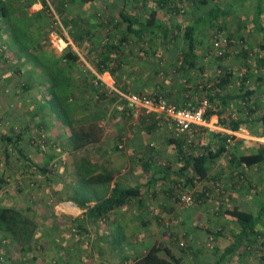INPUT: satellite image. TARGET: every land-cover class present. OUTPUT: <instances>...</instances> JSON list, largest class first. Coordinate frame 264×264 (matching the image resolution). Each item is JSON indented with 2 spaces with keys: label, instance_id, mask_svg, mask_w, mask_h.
Instances as JSON below:
<instances>
[{
  "label": "rangeland",
  "instance_id": "rangeland-1",
  "mask_svg": "<svg viewBox=\"0 0 264 264\" xmlns=\"http://www.w3.org/2000/svg\"><path fill=\"white\" fill-rule=\"evenodd\" d=\"M159 1L0 0V175L4 180L0 190H6L0 193V196L12 190L7 186L22 187L23 189L17 190L20 193L28 189L44 194L49 191V187L56 185L61 196L70 195L76 198L88 193L93 197L94 190L103 191L101 185L90 182L88 184L78 174V170L86 166V163L93 166L92 174L109 173L112 178L119 179L122 174L124 176L129 173V171L123 172L132 162L128 155V147L152 148L162 143H169L175 149V141H180L185 148L191 149L184 151V155L191 157L207 154L211 150L208 149L210 145L216 144L218 147L221 145L220 139L215 137L216 134L221 133L216 130L196 134V137L186 141L168 123L159 125L144 122L140 116L130 113V116H127L124 113L126 111L124 106H120V111H117L119 106L110 101V98L107 99L108 94L113 92L112 88L111 92L108 88L110 90V86L113 85L108 77H103L104 73L109 72L112 76L114 71H122L121 69L126 71L132 66L130 58L133 50H136L133 58L144 57L139 55V52L146 51L139 49L142 45L154 49L155 52L146 59L149 61L152 59L154 64H157L156 68H164L165 51L173 45L170 37L166 39L159 33L143 41L136 40L135 43L133 42L135 39L131 37L123 40L126 25L120 17L121 11L142 21L151 11H155L156 19L163 21L164 24L171 22L184 28L199 15L207 13L211 7L210 2L217 0H167L166 6L163 7L160 6ZM221 20L222 18L219 21ZM221 24L216 25L214 22L205 31L197 30L195 33L196 50H199V46L203 50H208L205 57L211 56L212 42L218 36L225 37L229 41L225 50H230L232 46H243L242 41L225 33L220 27ZM178 39L176 46L181 47L177 50H187L183 37L180 36ZM119 46L124 48L123 55L119 53ZM70 50L78 56V59L74 62L63 61L62 55ZM106 50H114L115 57L111 55L112 61L106 62L104 65L107 68L101 72ZM224 56L221 59H225ZM183 61V56L178 55L175 65L169 71L158 72V80L168 75L175 76L180 71L182 74ZM179 62L181 63L176 66ZM251 75L255 76L253 73ZM218 76H212L213 80L220 78L222 72ZM198 77L192 81V85H196L194 91L199 90L203 97L204 85L208 83L203 81L202 76ZM153 93V95L166 96L156 91ZM102 94H107L106 99L101 97H104ZM248 106L244 104L239 106V109L241 111L246 108L247 112ZM240 111L238 110L237 113ZM261 113L262 111H258V114ZM90 120L98 122L103 128V139L100 143L77 148V137L73 135V130ZM229 137L224 141L225 148L227 145L225 151L227 156H221L211 162L214 163L215 168L228 166L227 161L234 144V138L227 142ZM120 145L123 148L120 149ZM101 160V164L98 165L96 162ZM234 172L236 177L244 174L245 171L235 168L230 175ZM245 174L248 176L249 172ZM193 176L192 173L187 172L183 178L170 181L169 188L161 191L170 192V196L177 201L180 188L190 191L195 198L193 205L205 207L208 198L205 196H208L209 192L214 200L216 193L213 186L216 180L212 178L194 183ZM232 178L229 177L230 183L228 181L227 185L220 180L218 183H222L227 188L230 185L234 188L239 187ZM56 179L61 181L56 183ZM18 181L22 185H19ZM108 186L109 184L104 190L105 193L111 190ZM223 186L219 195L223 190L229 192ZM71 211L76 213L78 209L72 206ZM26 214L32 219L35 218L32 211ZM65 215L69 216V214ZM75 217L77 216L73 214V219ZM41 233L42 236L46 234ZM68 233L66 232L67 238L71 237L72 240L70 239L67 249L78 252L80 256L82 249L74 236L79 233L75 230L72 231V236ZM209 234L215 235L216 232L212 231ZM254 237V243L248 247L247 252L251 256H262L264 231L256 232ZM2 238L5 237L0 234V240H3ZM34 242L32 241L30 249L26 251H20V248L14 245L7 246V251L1 249L0 264H7L8 259L13 261L14 257L12 255L11 259L10 255L14 253L19 255V252L29 254L30 259L36 258V249L40 243L36 239ZM259 242L261 248L257 249ZM40 249L42 254H45L46 247L43 250L41 246Z\"/></svg>",
  "mask_w": 264,
  "mask_h": 264
},
{
  "label": "crops",
  "instance_id": "crops-1",
  "mask_svg": "<svg viewBox=\"0 0 264 264\" xmlns=\"http://www.w3.org/2000/svg\"><path fill=\"white\" fill-rule=\"evenodd\" d=\"M217 1L210 2L211 7L208 12H218L220 15L215 19H210V23L199 27L198 31H205L214 22L216 25L223 23L220 27L230 37L242 41V48L232 46L230 50H226L225 59L216 60L211 56L205 57L208 50H203L199 46V50H195L193 66L190 67L188 63H183L182 74L180 71L175 76L168 75L158 80V72L169 71L175 65L177 56L187 53L188 50H177L181 47L176 46V39L180 36L175 39L170 38L173 45L165 51L166 58L163 62L165 67L158 69L152 59L150 61L146 59L155 53L154 49L142 47V45L139 49L146 51L139 52V55H144V57L133 58L136 54V50H133L132 58H130L132 66L126 71L123 69L114 71L112 76L109 72L103 74V77H108L113 85L110 86V90L108 88L109 92L112 89L113 92L108 94L107 99L110 98V101L119 106L117 111H120V106H124L126 109L124 113L127 116L133 114L127 109L126 102L119 93L152 96L154 91L165 94L167 96L165 97L179 108H190L196 105L197 99L201 96L199 90L193 92L197 87L192 85V81L199 78L198 76H202L203 81L208 83L202 93L210 99L213 98L212 102L215 103L209 107V111L212 110V107L215 110L221 109L220 98H231L229 105L224 109L225 113L230 114L229 118L233 120L244 119L246 108L237 113L234 111V107L238 105L241 107L243 104L248 106L249 101L248 103L244 101L241 104L238 102V98L243 94L242 90L245 88L244 90H255L257 94L251 96V99L261 101L259 109L263 112L264 0ZM208 12L199 15L198 18L207 16ZM221 18L222 20L219 21ZM156 22H160L164 27L168 26V23L164 24L161 20L157 19ZM149 36L151 35L147 34L138 38L135 35H129L128 38H134V42L136 40L143 41ZM181 45H183L182 42ZM121 47L119 46V53L123 55L124 48ZM128 49L130 50V48ZM112 56L115 57V54ZM163 63L161 62V65ZM180 63H177L176 66ZM217 70L222 72V78L224 74L226 75V85L213 88L214 82L218 79L213 80L212 76L217 77L219 72ZM202 72H204L203 75H201ZM251 73L255 76H252ZM102 95H104V97L100 95L102 98L107 96V94ZM226 116L224 115L225 118ZM141 118L144 122H156L153 115H145ZM256 118L257 116L254 115L252 117L254 121L243 124L236 131L221 125L220 118L216 113L211 115L207 121L213 124V129H220L218 132L222 135L227 137L230 136L229 133L236 135L233 137L234 144L230 151V157L238 159L255 155L259 146L264 145V126ZM210 131L212 130L208 129L207 133ZM202 132L206 131L200 130L197 135ZM128 148V155L132 162L123 172L129 171V173L127 172L124 176L122 174L119 179L113 178L108 187L113 189L119 185L126 189L138 188V195L128 198L121 206L110 211L103 220L89 216L88 209L96 203V200L92 199L88 193L75 198L70 195L61 196L56 185L49 187V191L44 194L28 189L20 193L17 190L23 189L22 187L7 186L12 190L0 196V206L14 208L25 214L32 211L37 231L35 239L40 245L36 249V258L30 259L29 254L19 252V255L11 254L10 257L12 259L13 255L14 260L9 261L8 259L6 263L133 264L135 259L145 255L154 244H161L170 250L173 257L178 260L177 264H264V250L262 256L254 255L255 257L247 252L248 247L254 243V234L260 230L264 231V166L262 164L254 163L246 166L245 163L239 162L236 165L237 162L231 161L230 158L226 168H215L214 163H208L205 179L213 178L216 180L215 184L220 180L226 182L227 185L228 181L230 183L229 177L234 176L232 181L239 187L234 188L230 185L227 188L223 186L229 192L226 193L223 190L220 195L216 193L214 200L212 199L213 195L209 192L208 196H205L208 197L205 207L193 205L191 208H186L176 198L170 196V192L161 190L168 189L170 181L183 178L187 172L194 175L193 165L191 164L186 170L183 169L178 152L169 143H162L160 146L152 148L146 146ZM217 148L218 146L215 144L210 145L208 149L216 150ZM190 150L183 146V151ZM225 154L223 157L227 156V153ZM101 162L102 160L96 163L100 165ZM102 167L104 166L102 165ZM235 168H238L239 171L244 170V174L235 177L236 172H234L230 175ZM247 172H249L248 176L245 174ZM60 181L56 179V183ZM17 183L22 185L20 181ZM5 191V189L0 190V193ZM110 192L108 191L104 198H108ZM51 200L54 202L52 201V203ZM82 200H88L85 207L79 203ZM72 206L78 209L76 213L71 211ZM234 210L245 212L256 221L254 230L239 240L237 236L241 226L236 218L230 215V212ZM65 214H69V216ZM73 214L77 216L74 219ZM79 223L80 226H78ZM78 229H80V233L74 236L77 238L75 241L80 244L82 249L80 256L78 252L67 249L71 237L68 239L66 232L72 236V231L78 232ZM212 231L216 232L215 235L213 234L215 244L212 249H209L205 243L208 234ZM41 232H45V236H42ZM251 236L253 237L250 238ZM262 241L264 242V239ZM180 243H183V247H180ZM41 246H43V250L46 247L45 254H42ZM258 248H261L260 242ZM161 257L166 258L162 254Z\"/></svg>",
  "mask_w": 264,
  "mask_h": 264
},
{
  "label": "trees",
  "instance_id": "trees-1",
  "mask_svg": "<svg viewBox=\"0 0 264 264\" xmlns=\"http://www.w3.org/2000/svg\"><path fill=\"white\" fill-rule=\"evenodd\" d=\"M160 6H166L167 0H160L159 1ZM260 5V3H259ZM259 7V6H258ZM207 16L204 17H197L192 23L182 28L179 24L175 23H168V26L162 25L159 22H156V12L151 11L150 15L144 20H138L137 18L125 13L124 11L120 12V17L122 21L126 25V31L122 36L123 40H126L129 35H135L138 38L143 37L144 35L150 34L154 35L155 33H159V35L163 36L164 38L168 39L170 37L171 39H175L178 36H183V39L186 41V47H187V53L183 54V58L185 59L183 63H188V65L191 67L194 64V58H195V50H196V41H195V33L198 30L199 27H202L204 25H207L210 23V19H215L220 13L218 12H208L206 14ZM114 50H106V56L103 58L102 61V67L101 70H106L107 66L104 64L108 61H112L111 55L113 54ZM61 59L68 60V62H74L78 59V56L68 51L64 53L61 57ZM221 59V58H219ZM100 65V62L99 64ZM101 67V68H102ZM100 68V69H101ZM225 77L226 75L218 78L213 84V88L216 87H223L225 86ZM206 85V84H205ZM204 85V89L206 86ZM208 85V84H207ZM243 88V94L239 96V104L241 103H248V111L246 112V117L244 119L239 120H233L229 118L228 113H225V107L229 105V102L231 98L225 99L224 97L221 99V109L215 110L213 107L212 110H208L205 120L207 121L209 117L213 114H217L220 118V124L224 125L227 129L236 131L238 130L243 124L250 123L251 121H254L252 117L255 115L257 116V121L264 126V110L261 114H258V111H260L259 106L261 105V101L258 99L252 100L251 96L254 94H257L255 90H244ZM215 90V89H214ZM195 92V91H193ZM204 98H207L210 107L212 105H215L213 103V98H208L207 95L203 96ZM203 97L200 96L202 99ZM256 97V95H255ZM210 100V101H209ZM213 103V104H212ZM244 106V104H243ZM215 110V111H214ZM240 111L239 105L234 107V111ZM224 115H227L226 118ZM248 115V116H247ZM222 116V117H221ZM255 119V120H256ZM156 123V122H155ZM78 129L73 130V135L77 137V148H81L86 145L90 144H96L100 143L103 139V128L100 126V124L96 121H88L85 122L82 125H79L77 127ZM206 132L208 129H204ZM211 132V131H210ZM214 136V135H213ZM215 137H218L221 141V145L216 150H211L207 154H201L191 157H186L184 155L183 151V145L180 141H175V149L178 152L180 159L183 163V169H187L191 164L193 165V170L195 174L199 176L201 179H205L207 176V164L214 162L218 160L223 154L226 152L225 148V139L228 138L225 135L222 134H216ZM183 140L189 139L188 137L182 138ZM231 161L237 162L236 165L239 162L245 163V165L249 166L254 163H260L264 166V145H260L257 151L255 152V155L247 156V157H241L238 159H235L233 157H230ZM93 166L91 164L86 163V166L83 168H78V174L82 176L86 180V182L89 184L94 185H101V190L103 192H99L98 190H94L92 199H95L96 203L91 206L88 209L89 216L93 217L97 220H103L105 216L115 208L121 206L123 203L126 202V200L130 197L137 196L138 195V188H121L119 185L115 186L110 191V196L108 198H104L106 193L104 192L106 186L113 180L112 175L109 173L104 174H92L93 173ZM4 184L3 177L0 175V186ZM2 187H0L1 189ZM91 201L90 199H88ZM84 200V201H88ZM83 200L80 201L81 205L84 207L86 206V202ZM75 208V207H74ZM230 215H232L238 223L240 224V233L237 236L238 240L242 239L243 237L248 236L255 228V219L248 215L245 212L234 210L230 212ZM80 226V223L78 224ZM80 228V227H79ZM81 229V228H80ZM80 229H78V233H80ZM36 224L35 221L31 217H29L24 212L10 208V207H1L0 206V234H3L2 238L3 240H0V250L7 249V246H17L20 248V251L27 249H30V245L32 244V241H34L36 235ZM3 244L6 246H3ZM235 246V245H234ZM7 251V250H6ZM161 254L164 255L166 258L161 257ZM178 260L175 259L170 252V250L167 247L162 246L161 244H154L145 255L142 257H138L134 260L133 264H177Z\"/></svg>",
  "mask_w": 264,
  "mask_h": 264
},
{
  "label": "built area",
  "instance_id": "built-area-1",
  "mask_svg": "<svg viewBox=\"0 0 264 264\" xmlns=\"http://www.w3.org/2000/svg\"><path fill=\"white\" fill-rule=\"evenodd\" d=\"M229 41L222 36H218L212 42L211 46V56L214 58H221L226 53V47ZM220 72H218L217 76ZM121 98L125 100L126 107L129 109L133 115L143 117L145 115H153L155 121L160 125L162 123H168L173 126L177 131L179 136H186L191 139L196 135L200 130L209 129V130H220L213 129V124L208 123L205 120V116L209 110L210 104L207 98H199L196 101V105L190 108H179L173 102L169 101L163 95H140V94H120ZM230 137L227 139V142H230V139L236 137L235 134L229 133ZM239 137V136H238ZM42 144H44L42 142ZM123 146H119L121 149ZM227 148V145H226ZM204 179L199 178L197 174L193 176L194 183H200ZM223 186L222 183H217L213 186L215 193L219 194L220 188ZM178 202L186 208H190L194 204L195 198L192 192L186 191L184 189H179L177 195ZM215 244V236L209 234L207 237V242L205 246L209 249H212ZM180 247H183V243H180Z\"/></svg>",
  "mask_w": 264,
  "mask_h": 264
}]
</instances>
